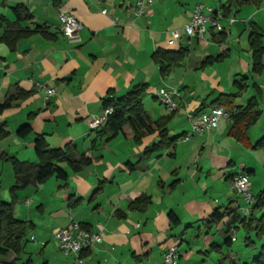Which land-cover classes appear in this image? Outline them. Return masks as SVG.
<instances>
[{"label":"crops","instance_id":"obj_1","mask_svg":"<svg viewBox=\"0 0 264 264\" xmlns=\"http://www.w3.org/2000/svg\"><path fill=\"white\" fill-rule=\"evenodd\" d=\"M152 1L147 11L136 15L133 0H0V15L8 21L14 20L11 8L22 3L33 18L20 21L19 25L43 24L52 35L51 39L39 33L20 38L13 49L0 42V103L17 90L29 92L14 99L10 107L0 112V124L4 123L8 131V135L0 140V200L10 199L8 188L14 182L10 157L37 162L33 140L38 134L44 137L48 148L61 147L70 141L76 146L77 156L85 154L92 159L89 166L78 172L59 164L67 173L65 180L51 176L41 183H34L30 175L29 185L15 192L16 216L33 224L28 239L33 236L32 240L41 242L37 249L41 264H72L74 256L63 254L54 237L55 232L71 220L86 224L89 230L101 235L100 243H92L84 250L82 257L86 264H242L248 263L258 252L261 241L253 240L250 233L254 242L250 250L254 251L235 250L236 243L238 247L240 242L245 244L244 235L238 238L233 232L242 228L241 220L245 215L241 209L247 206L238 200L239 194L230 188L229 179L235 173L245 172L250 181L248 189L255 196L264 191V171L260 172L246 161L238 165L230 153L217 150V146L229 141V119H221L215 129L198 136L195 145L199 153L204 154V162L196 155H189L190 158L187 155L184 144L190 138H180L172 155L170 149H162L146 156L143 154L145 147L158 139L155 132L135 144L128 124L111 139L96 136L97 128L91 125L92 120L103 112L102 100L106 98L107 90L111 89L113 97L117 98L140 82L149 88L152 73L156 87L168 85L180 90L177 109L173 110L166 125L168 132V125L179 109L185 107V117L191 123L189 113L208 109L219 93L236 92L232 82L247 76V88L242 91L247 93L245 101L255 95L251 90L252 82L260 87L261 96L257 106L260 115L247 128L246 134L251 143L264 134L255 135L258 122L264 119V71L260 75L249 72L251 59L247 45L250 22L259 26L264 34V0L231 4L227 14L221 8L225 0ZM197 3L211 6L224 28V31L211 29L203 39L206 47L217 45L219 53L227 51L223 61H231L234 72L231 85L235 89L227 91L220 87L219 78L215 77L208 83L209 88H203L200 98L186 104L190 86L182 80L174 82L169 74L160 77L158 65L150 55L158 47L167 50L187 47L189 52L180 66L170 72L181 68L185 62L189 71L201 70L203 73L207 66L199 68L200 62L206 56L217 54L201 50L200 39L187 36L182 29ZM102 8L106 13L101 12ZM59 11L73 14L80 22L79 41L70 42L62 35ZM172 29L178 30L179 36L174 43L168 44ZM219 33L225 35L224 41L218 40ZM194 39L196 45L192 46ZM204 77L201 74V80ZM46 88H52L53 93L47 95ZM148 88L142 100L148 117L155 120L169 114L163 106L146 104ZM151 97L156 100L153 93ZM235 104L244 105L245 102L240 104L235 100ZM158 105L161 104L158 102ZM29 114L33 115L28 117ZM23 122L30 123L31 131L25 137H19L15 131ZM227 122L229 124L225 126ZM235 143L243 146L238 141ZM213 148L216 149L213 151ZM244 148L245 153L258 151L264 159V148ZM136 163L130 169V164ZM183 174L188 175L189 186H182ZM203 175H213L226 186H199V178ZM176 179L177 183L170 186ZM100 180L104 181L100 194L89 200ZM139 194L150 197L146 209L128 210V202ZM214 210L223 212L224 216L216 229L207 230L202 227V220ZM169 211L174 213L177 222L170 221ZM119 212L124 216L117 217ZM216 234L222 239H216ZM226 238H229L227 243ZM210 243L218 244L219 250L210 249ZM169 246H175L176 256L174 262L164 263L163 256ZM212 253H216V257H212ZM239 253L245 259L239 260ZM13 257L11 252L5 256L8 260ZM2 258L0 255V260Z\"/></svg>","mask_w":264,"mask_h":264},{"label":"trees","instance_id":"obj_2","mask_svg":"<svg viewBox=\"0 0 264 264\" xmlns=\"http://www.w3.org/2000/svg\"><path fill=\"white\" fill-rule=\"evenodd\" d=\"M248 1L253 0H225L221 5L224 14L229 11V6L242 5ZM55 6L54 1H52ZM14 15L13 21H8L3 15H0V42L4 43L10 49H13L16 42L20 38L28 37L32 34L39 33L47 39H51L52 35L48 33L47 28L43 24H34L32 27H21L20 21L31 20L32 13L22 3H18L11 8ZM218 40L224 41L225 35L218 34ZM247 45L250 51V68L249 72L260 75L264 71V34L255 23H249V33L247 35ZM187 47H179L176 50H167L163 48H156L150 55L151 60L158 65V73L160 77H166L172 68L180 66L185 56L188 54ZM227 51L223 50L215 56H206L199 64V68H204L212 63H220L227 56ZM249 78L242 76L238 81H233L232 85L236 88L234 93H219L211 102L212 106H222L226 108L236 107V110L230 115V127L227 134L240 142L244 147L257 149L264 148V134H262L255 142L251 143L247 137L246 130L250 125H253L260 115V110L257 108L258 99L261 96V89L255 83H251V88L254 90L255 95L248 97L244 105H236L235 100L240 92L247 88L246 81ZM148 85L140 82L133 86L125 94L114 98L113 91L107 90V96L102 100L103 110L107 107L112 108V112L107 115L104 123L97 127L96 136L107 137L111 139L114 137L124 125L128 124L133 132L132 139L135 144H139L141 139L148 134L156 133L157 141L145 147L143 154L148 156L153 152L170 149L173 150L176 146L178 139L185 133L169 136L167 130V123L172 118V112L161 116L155 120H151L146 114L143 106V97L147 93ZM29 92L22 93L17 90L14 94L10 95L3 102L0 103V112L10 107L12 101L19 96H26ZM33 114H29L31 117ZM31 131L30 123H21L15 134L19 137H25ZM8 135L5 129V124H0V140ZM94 139L91 144H94ZM34 153L37 158L36 163L28 161H19L10 157L12 165L14 182L9 186L8 192L10 199L7 201L0 200V255L4 258L0 260V264H33L32 260L28 257L24 261L20 260V255L23 253L24 247L28 242V232L33 229V224L30 221L19 219L16 216L15 192L19 189L27 187L30 183L29 176L32 175L34 183H41L51 176L58 179L65 180L67 173L62 169L59 164H65L72 172H78L85 167L89 166L92 159L85 155H76V146L74 143L67 141L61 147L48 148L44 137L40 134L36 135L33 140ZM136 164H130V169H133ZM104 183L100 180L96 188L92 191L89 200L94 199L100 194ZM177 179L173 180L170 186H174ZM150 202V197L146 194H139L130 200L126 206L131 211H144ZM259 213L256 217L255 214ZM167 215L172 223L177 222V218L173 212H167ZM124 216L123 212H119L117 217ZM224 213L214 210L202 220V227L209 230L213 225L217 224L223 218ZM81 228L89 230L86 224H79ZM242 229L245 232L244 243L246 246L253 247L254 242L249 237V233L253 232L257 241H261L258 252L252 259L242 264H264V191L258 192L253 196L251 204L248 206V214L241 220ZM225 243L229 241L226 238ZM210 249L219 250V245L210 243ZM13 253L12 259H6L5 256ZM85 251L80 253L83 256Z\"/></svg>","mask_w":264,"mask_h":264},{"label":"built area","instance_id":"obj_3","mask_svg":"<svg viewBox=\"0 0 264 264\" xmlns=\"http://www.w3.org/2000/svg\"><path fill=\"white\" fill-rule=\"evenodd\" d=\"M152 2V0H133L134 13L136 15L144 13ZM101 12L106 13V9L102 8ZM58 18L60 20V31L62 35L70 42L79 41L81 24L75 16L68 12L59 11ZM232 20L230 19V21ZM182 29L187 36L198 39L203 38L211 29L224 31L223 26L214 16V9L202 3H197L194 6L188 22L183 24ZM178 36V30H170L167 43H174ZM45 91L47 95H50L54 90L52 88H46ZM154 96L164 108L173 111L177 109V98L180 96V90L176 86H159L155 88ZM235 110V106L226 108L210 105L206 110L195 114L189 113L188 118L191 120V126L190 130L182 136L183 140L189 139L193 134L201 135L206 131L215 129L221 119H229ZM111 112V107L104 109L101 116L92 120V127H100L104 123L107 115ZM249 183L248 175L245 172L235 173L229 179L230 188L241 195L250 205L253 195L249 193ZM241 211L246 216L248 214V207L242 208ZM54 237L63 254H72L74 256L72 264H86L80 253L86 250L92 243H100L102 241L99 233L81 228L79 222L75 220H71L66 226L58 229ZM30 239L32 240L33 236ZM175 256V246H169L164 253L163 262H174Z\"/></svg>","mask_w":264,"mask_h":264},{"label":"rangeland","instance_id":"obj_4","mask_svg":"<svg viewBox=\"0 0 264 264\" xmlns=\"http://www.w3.org/2000/svg\"><path fill=\"white\" fill-rule=\"evenodd\" d=\"M168 25H170V24H168ZM180 25H182V22H180ZM195 45H196V41L194 39L192 42V46H195ZM198 45L200 46L201 50L208 51L210 54L215 55V54L219 53L217 45L206 47L205 40L203 38H200ZM174 46H176V45L174 44L173 47ZM230 64H231L230 59H226L225 61L220 62V63H213L212 65L207 66L203 70V73H202L201 70H198L197 72H195V71L193 72L192 70L189 71L188 63L184 62L181 65V68L174 69L169 73V78L176 83H178L180 80L185 81V83L190 86V89L187 90L188 100H187V102H185L187 104L191 99L200 98L201 97L200 95H202V93H203V88H209L210 86H208V83L210 84L215 77L219 78L218 80H219V86L220 87L226 88L227 91L234 90L235 88L232 87V85H231L232 75L234 72L231 71ZM213 71H214V74L211 75V72H213ZM201 74L205 75L204 79H202V80H201ZM154 76H155L154 73L149 75V79L151 80V82H150L149 88H148L149 95L147 94L148 96L145 98L147 100L146 104H149V103L152 104L153 103V105H155L156 107L162 108V105H158L157 99L154 101L151 97L152 93L154 94L155 87L157 86L156 85L157 82L154 79ZM251 90L253 91V89H251ZM246 95H247L246 92H241L240 95L237 96L236 101L240 104L244 103ZM184 110H185V107L179 109L177 114L172 119V122L168 125V128H169L168 135L169 134L170 135H176L183 130H186V131L190 130L191 123L189 121H187L185 114H184ZM228 124H229V122H227L225 124V126H227ZM256 131H257L256 132L257 134H255V135L259 134V136L261 135L262 132H264V119H261L258 122V124L256 126ZM198 136H201V135L191 136L189 139L190 141L185 143L184 145H185V147H187L186 149H188L187 150L188 156L191 155V157H192L193 155H196L197 159L200 162L201 161L204 162L205 158H202L204 156V154L202 152L199 153V148L195 145L197 143V141L199 140V139H197ZM254 137H257V136H254ZM180 138H182V136ZM180 138L178 140H180ZM228 140L229 141L227 143H224V145L220 144L219 147L217 146V150L221 149L222 153H230L231 158L235 159L236 162L238 163V165H241L246 161L248 164H251V165H254L255 167H257L260 172L264 171V159H262V156L260 155V153L258 151H255V152H252V151L249 152L248 151L247 153H245V151H244L245 148L243 146L241 147V145H239V144H236L235 143L236 140H234L231 137ZM239 148H241V149H239ZM194 149H195V152H193ZM215 149L216 148H213V151ZM193 153H195V154H193ZM189 158H190V156H189ZM182 178L184 180L182 186H189L188 175L183 174ZM198 182H199V186H223V185L226 186L225 184L222 185L218 181V178L214 177L213 175L200 176ZM1 190L2 189L0 188V193H1ZM249 193H251L250 190H249ZM21 197H23V196H21ZM238 200L242 204L246 205L247 207L249 206V204L243 199V197L241 195H239ZM219 223H220V221L217 224L213 225L211 228L213 230L216 229L217 226L219 225ZM192 225L195 226L194 223H192ZM30 231L28 232V235H29ZM235 232L237 233L238 238L240 236H243V235L245 236V232L242 228L235 230L233 233H235ZM250 236L253 240H256L253 232H250ZM215 237H216V239H222L220 234H218V235L216 234ZM37 241L38 240H36V239L35 240H28V242L26 243V245L24 247L25 252H23L19 256L20 260L24 261L25 259H27L29 257V255H31V260H32L33 264H41V259H40L39 255L37 254V249L40 246L41 242H39V241L37 242ZM54 242H55V239H54ZM241 244L242 243L240 242L239 247H238L237 246L238 244L236 243L237 248L235 247V250L240 248V249H244L245 251H248V252L254 251V249L250 250L253 247L245 246V244H243V245H241ZM29 252L31 254H29ZM216 255H217L216 253H212V257H216ZM237 255H238L237 257L239 258V260L245 259V258H242V257H244L243 254L239 253ZM250 255H252V253ZM254 255H256V254L254 253L250 257V259Z\"/></svg>","mask_w":264,"mask_h":264}]
</instances>
